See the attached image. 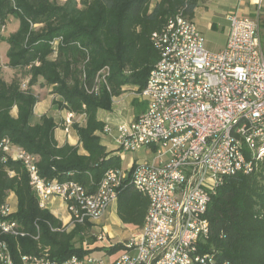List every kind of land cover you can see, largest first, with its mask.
I'll list each match as a JSON object with an SVG mask.
<instances>
[{
  "label": "trees",
  "instance_id": "16d2710c",
  "mask_svg": "<svg viewBox=\"0 0 264 264\" xmlns=\"http://www.w3.org/2000/svg\"><path fill=\"white\" fill-rule=\"evenodd\" d=\"M200 1L161 0L152 9L153 0H67L62 5L51 0H0V40L10 46L9 67L27 70L30 77L29 89L24 90L19 79L7 82L0 76V211L14 193L18 210L11 217L26 233L2 236L14 264H24L27 256L47 255L57 263L84 259L91 252L78 243H83L91 225L67 231L48 209L41 208L22 163L3 161V140L37 155L43 178L76 181L95 191L108 170L121 168V159L111 156L97 135L105 127L99 111H111L125 87L139 91L146 87L160 60L153 34L179 13L194 19ZM12 17L20 21V28L3 38L2 28ZM105 69L108 75L103 79ZM40 79L42 87L53 88L62 110L86 116L84 126H73L85 154L78 147L58 145L53 117L44 115L34 123L39 99L32 87ZM149 206L147 197L128 187L119 193L118 217L140 229ZM207 218L211 237L204 248L215 253V264H264V164L253 174L228 178L212 198ZM120 249L117 245L108 252Z\"/></svg>",
  "mask_w": 264,
  "mask_h": 264
},
{
  "label": "built area",
  "instance_id": "2783aa9c",
  "mask_svg": "<svg viewBox=\"0 0 264 264\" xmlns=\"http://www.w3.org/2000/svg\"><path fill=\"white\" fill-rule=\"evenodd\" d=\"M263 18L264 0H257L254 17L231 14L226 45L218 52L207 49L195 20L182 13L153 34L160 60L146 87L136 93L146 104L145 111L116 127L107 123L102 134H115L124 154L151 151L154 156L135 162L129 170H108L95 191L76 181L43 178L39 157L13 147L8 139L1 145L3 161L22 163L41 208L53 198L62 199L72 228L98 224L123 189L133 187L147 197L144 225L123 243L114 264H215V253L204 248L211 237L207 212L212 198L228 178L253 174L264 163ZM102 75L105 79L108 69ZM76 116L68 111L66 133L77 123ZM13 214L7 199L0 211V264H14L2 236H26ZM97 237L104 239L101 232ZM23 261L105 264L91 256L63 263L47 255Z\"/></svg>",
  "mask_w": 264,
  "mask_h": 264
},
{
  "label": "crops",
  "instance_id": "0c3cea01",
  "mask_svg": "<svg viewBox=\"0 0 264 264\" xmlns=\"http://www.w3.org/2000/svg\"><path fill=\"white\" fill-rule=\"evenodd\" d=\"M63 2V4L67 0H60ZM80 1V0H78ZM161 0H154V4H152V9L155 7L157 3H159ZM227 1L232 0H201L199 2L198 8L195 10V17L194 20L197 23L199 29L205 35V31L210 30L211 32L218 30V17L215 15L214 10L218 6H220L223 3H226ZM234 1V0H233ZM235 11L231 12L226 17L227 25L224 28V41L223 44L219 47L218 50L212 52H218L221 51L227 42L228 34H229V28H230V22H229V16L232 13H238L240 16H250L254 17L255 8L257 0H244L243 2H239V0H235ZM252 3V4H251ZM10 18L9 22L11 23ZM264 26V18L262 20V24ZM7 27V26H6ZM17 71V70H13ZM30 77H27V82H29ZM7 82H11L9 80H6ZM43 84V80L40 79L38 84L36 86H33V93L37 96L38 92L37 89L41 88ZM43 88V87H42ZM47 87H45L46 89ZM125 89H131V90H138L137 87L133 86H127ZM136 98V93L133 95ZM38 97V96H37ZM127 95L123 94L122 99H127ZM133 97V98H134ZM132 98V99H133ZM125 102V101H124ZM144 104V107L141 109V112L143 113L146 109V104ZM114 109V108H113ZM13 116H17L18 110L15 108ZM34 123H37L41 120V117L44 115H47V111H44L42 109V105L39 99L38 104L35 107L34 110ZM68 113V110L64 109L61 111V114H63V121L58 124V128L55 130V138L58 142V145L60 147L64 146L65 144H69L74 147H78L80 149V154H85V151L82 148V144L80 143V138L74 129V127L71 128L69 134L65 131V118ZM140 114L136 115H130L129 117H124L123 115H120L118 117L113 116L111 111H99L98 113V119L106 125L107 123L111 124L112 126L116 127L121 122H129L132 119L138 117ZM48 116V115H47ZM118 118V119H115ZM76 122L77 124H80L81 126H84L86 124V116H76ZM98 136L101 137L102 144L107 148L108 152L111 153V156L119 157L121 159V167L123 169L129 170L133 164L137 161H141L146 159V154L149 151H142L137 154H124L121 151L118 150V146L115 142V134L114 136H104L102 132L97 133ZM129 159V163L127 168H124V160ZM9 203L11 205L12 211L14 213L18 210V200L14 193H11L9 195ZM56 218H58L63 223V228H65L67 231H71L74 228L70 225L71 217L68 212V208L66 203L60 199V198H53L47 205V208ZM102 233L104 236L103 240H100L97 235L99 233ZM137 233V229L131 225H125L120 218L118 217V201L111 204L106 216L96 225L91 227L90 232L85 236L83 243H78V246H82V248L85 251H90L91 257L97 258L99 260H103L105 264H114L119 255L123 251V243L126 242L129 238H131L133 235ZM89 238L90 241L88 240ZM120 245L121 249L117 252L110 254L108 250H111L113 247Z\"/></svg>",
  "mask_w": 264,
  "mask_h": 264
},
{
  "label": "rangeland",
  "instance_id": "374dc122",
  "mask_svg": "<svg viewBox=\"0 0 264 264\" xmlns=\"http://www.w3.org/2000/svg\"><path fill=\"white\" fill-rule=\"evenodd\" d=\"M53 2H56L60 5L63 4L60 0H51ZM83 0H80L79 2H82ZM235 3L236 1H227L226 3L221 4L217 8H215L214 13L218 17V30L211 32L210 30L205 31V41H206V47L207 49L216 51L219 49V47L223 44L224 41V28L227 25L226 17L231 13L235 11ZM154 4V0H153ZM252 4V3H251ZM233 14V13H232ZM20 28V21L18 19L13 18L11 20V23L8 22L7 27H3L1 31V35L3 38H8L10 35L16 33ZM42 26L37 27V30L41 29ZM261 41L263 45V51H264V26L261 25V31H260ZM9 44L7 41L0 40V76H2L5 80L12 81L14 78H17L22 83V88L24 90H28V82H27V70H18L13 71L11 67H9ZM56 56H54L55 58ZM33 91V89H32ZM124 93L128 97L127 99H122V95L120 97H117L114 99L113 108L111 110V113L113 116H120L123 115L124 117H129L133 114H142L141 109L144 107L143 101L140 99L135 98L133 95L134 93H137L139 90H131V89H123ZM38 92V99H40L42 109L44 111H47V115L50 117H53L58 124H60L63 121V114H61L62 109L60 108V105L58 104L60 98L57 97L52 87H47L46 89L41 87L40 89H37ZM134 97V98H133ZM133 98V99H132ZM125 101V102H124ZM14 114V111H13ZM137 118V117H136ZM118 119V118H115ZM135 119V118H134ZM154 152L149 151L146 154V158L151 160L154 156ZM129 159L124 160V168H127ZM262 163L260 167L263 165ZM260 169V168H259ZM89 238L88 240L90 241Z\"/></svg>",
  "mask_w": 264,
  "mask_h": 264
}]
</instances>
